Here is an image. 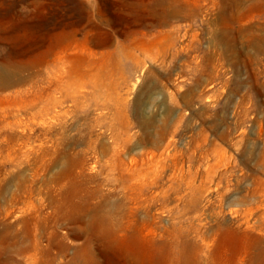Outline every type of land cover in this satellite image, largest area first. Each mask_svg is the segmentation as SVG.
Segmentation results:
<instances>
[{"label":"rangeland","instance_id":"obj_1","mask_svg":"<svg viewBox=\"0 0 264 264\" xmlns=\"http://www.w3.org/2000/svg\"><path fill=\"white\" fill-rule=\"evenodd\" d=\"M21 63L0 264H254L264 0H0V65Z\"/></svg>","mask_w":264,"mask_h":264},{"label":"bare ground","instance_id":"obj_2","mask_svg":"<svg viewBox=\"0 0 264 264\" xmlns=\"http://www.w3.org/2000/svg\"><path fill=\"white\" fill-rule=\"evenodd\" d=\"M159 5H161L160 2H159ZM164 22H165V20H163V19H161L159 21L160 24H163ZM4 59H6V58H4ZM28 68H29V66H26L24 63H21V64L17 65V67H15L16 70L11 71L10 66H9V68L8 67L6 68L5 66L0 65V91L7 90L11 87L24 85L26 82H28L30 80L32 81L33 75H30V76L28 75L29 77H27V78L25 77V73H26V71H28ZM41 72L42 71L39 70L37 72V76H39L41 74ZM254 264H264V240L263 239H261L259 245H257L256 253L254 256Z\"/></svg>","mask_w":264,"mask_h":264}]
</instances>
